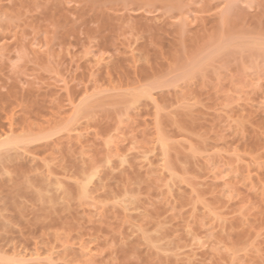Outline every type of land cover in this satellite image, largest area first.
I'll list each match as a JSON object with an SVG mask.
<instances>
[{
    "label": "rangeland",
    "instance_id": "1",
    "mask_svg": "<svg viewBox=\"0 0 264 264\" xmlns=\"http://www.w3.org/2000/svg\"><path fill=\"white\" fill-rule=\"evenodd\" d=\"M263 43L264 0H0V264H264Z\"/></svg>",
    "mask_w": 264,
    "mask_h": 264
},
{
    "label": "bare ground",
    "instance_id": "2",
    "mask_svg": "<svg viewBox=\"0 0 264 264\" xmlns=\"http://www.w3.org/2000/svg\"><path fill=\"white\" fill-rule=\"evenodd\" d=\"M258 42V41H257ZM256 42V43H257ZM259 43V42H258ZM261 43V42H260ZM229 44V43H228ZM264 44V43H263ZM256 45V44H255ZM257 45H260V44H257ZM256 45V46H257ZM247 46V45H246ZM262 46V45H261ZM260 46V47H261ZM259 47V46H258ZM256 48V47H255ZM130 49V48H129ZM133 49V48H132ZM257 49V48H256ZM224 50V49H223ZM128 52V51H127ZM202 55V54H201ZM264 55V54H263ZM135 57V56H134ZM145 58V57H144ZM147 58V57H146ZM158 68V67H157ZM196 69V68H195ZM197 69H199V67H197ZM190 70V69H189ZM194 70V69H193ZM192 71V70H191ZM190 71V72H191ZM199 72V71H198ZM188 76V75H187ZM190 77V76H189ZM192 77V76H191ZM188 78V77H187ZM161 80V79H160ZM156 81V80H155ZM179 81V80H177ZM123 82V81H122ZM128 82V81H127ZM175 83V82H174ZM147 84V83H146ZM149 84V83H148ZM154 84V83H153ZM169 84V83H168ZM163 85V84H162ZM178 85V83L176 84ZM171 85H169L168 87H170ZM175 86V85H174ZM154 87V86H153ZM160 87V85H159ZM167 87V86H166ZM144 88V87H142ZM149 88V87H148ZM151 90V89H150ZM149 89H143L141 91H136L134 96H133V102L132 103H138L141 102V100L143 98H150L152 97V92L150 91ZM87 91V90H86ZM134 92V91H133ZM159 92V91H158ZM155 93V92H154ZM125 98V97H124ZM82 104V103H81ZM82 108L80 110L77 111V113L72 117L71 119V122H77V120H79V116L84 112L85 114V111H86V108L88 109L90 104L88 103V101H84L83 105H80ZM94 108V107H93ZM1 110V108H0ZM94 110V109H93ZM128 110V109H127ZM82 116V115H81ZM85 116V115H83ZM13 118V117H12ZM12 118H10L11 120H8L7 122H0V165L3 166V164L5 165V163H7L6 160L8 161H11V159L9 160V157L10 156H14V153L17 154V153H20L21 154V151L24 147V145L28 142H30L32 139L31 138H28L27 136H25L24 134H16V132L18 131L19 129V126L21 125V122L19 121H15L14 119L12 120ZM16 118V117H15ZM78 118V119H77ZM84 118V117H83ZM81 119V118H80ZM18 120V118L16 119ZM22 121V120H21ZM30 127V126H29ZM56 129V128H55ZM160 132V131H159ZM166 135V134H165ZM159 137V136H158ZM35 138V136L33 137ZM38 138V137H37ZM39 140V138L37 139ZM165 138H161L160 139V148L162 150V153L164 155L167 154V143L164 141ZM36 141V140H35ZM34 142V141H33ZM155 147V146H154ZM156 148V147H155ZM154 149V148H153ZM170 149V148H169ZM21 150V151H20ZM25 150V149H23ZM151 150V149H150ZM148 151V150H147ZM24 152V151H23ZM31 152V151H30ZM39 152V151H38ZM158 153V152H157ZM25 154V153H24ZM18 155V154H17ZM16 157V156H15ZM146 157V156H145ZM168 157V156H167ZM129 158V157H128ZM169 158V157H168ZM35 159V158H34ZM127 159V158H126ZM165 159V158H164ZM88 160V159H86ZM124 160V159H122ZM5 161V162H4ZM34 161V160H33ZM114 161V160H113ZM126 161V160H125ZM22 163V162H21ZM19 164V163H18ZM23 164V163H22ZM121 164V163H119ZM126 164V163H125ZM103 165V164H102ZM12 166V165H11ZM14 166V165H13ZM59 166V165H58ZM66 166V165H65ZM104 166V165H103ZM124 166V165H123ZM13 168V167H12ZM23 169V168H22ZM51 169V168H50ZM2 170H4L2 168ZM26 170V169H25ZM55 171V170H54ZM62 171V169H61ZM101 170L98 168V167H92L91 169H88V170H84V172H82V174L80 175V177L78 176L77 180L79 182H76L77 185H79L77 188L78 189V194H79V197L84 199V198H89L90 195H92L91 191H92V187L98 183V181L101 180V177H102V174H101ZM3 173V172H2ZM49 176H50V173H48ZM47 174V175H48ZM72 174V172L70 173ZM46 175V176H47ZM34 176V175H33ZM41 176V175H40ZM47 176L42 183H39L41 184V187H39V184L35 185L36 183L32 184V185H35V187L40 191H38L39 195L40 193L43 195L42 197H45V199L49 200L50 202L53 201L54 199L52 198H55V197H52V194H54L56 192V194H58L60 191H62L64 189V187H66L65 183L63 184L64 181H61L58 177L56 178H51ZM57 176V175H56ZM72 176V175H71ZM8 177V176H6ZM35 177V176H34ZM43 177V175H42ZM45 177V176H44ZM62 179V178H61ZM74 179V180H75ZM32 181V180H31ZM20 182V181H19ZM23 183V182H22ZM38 183V182H37ZM122 184V183H121ZM15 186V185H14ZM16 187V186H15ZM139 187V186H138ZM35 188V189H36ZM95 187H93L94 189ZM76 189V190H77ZM119 190V189H118ZM21 191V190H20ZM66 192V191H64ZM63 192V193H64ZM121 192V191H120ZM123 195L122 197L120 198H123L121 199L123 202L125 203H128L130 206L131 204H133L134 202L136 203V199H134V195L132 193V195L129 193V192H126V191H123ZM61 193V192H60ZM17 194V193H16ZM36 194V192H35ZM67 194V193H65ZM70 194V193H69ZM103 194V193H102ZM119 194V193H118ZM99 195V194H98ZM54 196V195H53ZM120 196V195H119ZM47 197V198H46ZM99 197V196H98ZM33 199V198H32ZM44 199V198H43ZM120 200V201H121ZM55 201V200H54ZM121 201V202H122ZM60 202V201H59ZM106 202V201H105ZM58 203V202H57ZM53 204V203H52ZM51 204V205H52ZM119 204V203H118ZM40 205V204H39ZM128 205L127 208H129L130 206ZM48 206V204H47ZM132 212V211H131ZM22 217V216H21ZM53 220V219H52ZM45 221V220H44ZM157 221V220H156ZM160 222V221H159ZM147 223V222H146ZM9 224V223H8ZM160 225V224H159ZM8 226V225H7ZM53 226V225H52ZM146 226V225H144ZM153 226V225H152ZM141 227V226H140ZM6 229V228H5ZM140 229V228H139ZM145 229V227H144ZM148 229V228H147ZM157 229V228H156ZM163 230V229H162ZM145 231V230H144ZM141 233V232H140ZM163 233V232H162ZM151 234V233H150ZM156 234H159L158 232H156ZM155 234V235H156ZM146 235V234H145ZM148 235V234H147ZM153 235V234H152ZM151 235V236H152ZM154 235V237H155ZM165 236V235H164ZM10 237V236H8ZM150 237V236H149ZM148 237V240H150V242H155L156 238L153 239V236L151 238ZM158 237V235L156 236ZM161 238V237H160ZM163 239V238H162ZM159 239H157L156 241H158ZM147 241V239H146ZM144 242V241H143ZM163 242V241H162ZM166 242V241H165ZM145 243V242H144ZM168 243V242H167ZM3 244V243H2ZM142 244V243H141ZM155 244V243H153ZM164 244V243H162ZM144 245V244H143ZM148 245H150L148 243ZM5 247V246H4ZM151 247V246H150ZM154 247V246H153ZM165 247V246H164ZM41 248V247H40ZM51 248V247H50ZM165 249V248H164ZM3 251V250H2ZM11 251V250H10ZM34 251V250H33ZM39 253V252H37ZM3 256V255H2ZM6 256V255H4ZM8 259V258H7ZM13 259V258H12ZM14 260V259H13ZM9 262V261H8Z\"/></svg>",
    "mask_w": 264,
    "mask_h": 264
}]
</instances>
